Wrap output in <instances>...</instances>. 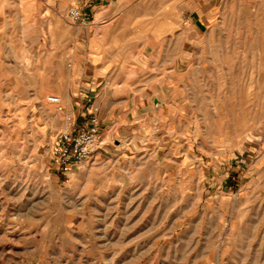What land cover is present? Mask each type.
Instances as JSON below:
<instances>
[{
	"label": "rangeland",
	"instance_id": "1",
	"mask_svg": "<svg viewBox=\"0 0 264 264\" xmlns=\"http://www.w3.org/2000/svg\"><path fill=\"white\" fill-rule=\"evenodd\" d=\"M0 264H264V0H0Z\"/></svg>",
	"mask_w": 264,
	"mask_h": 264
},
{
	"label": "built area",
	"instance_id": "2",
	"mask_svg": "<svg viewBox=\"0 0 264 264\" xmlns=\"http://www.w3.org/2000/svg\"><path fill=\"white\" fill-rule=\"evenodd\" d=\"M68 16L76 24L85 23L84 16L77 6L69 10ZM47 100L56 104L61 102V98L56 95H49ZM100 130V117L96 113H91L83 125L57 132L48 152L50 164L65 174L92 157L100 146Z\"/></svg>",
	"mask_w": 264,
	"mask_h": 264
},
{
	"label": "crops",
	"instance_id": "3",
	"mask_svg": "<svg viewBox=\"0 0 264 264\" xmlns=\"http://www.w3.org/2000/svg\"><path fill=\"white\" fill-rule=\"evenodd\" d=\"M106 65L109 66V65H110V62H109V61H108V62H103L102 65H101V67L106 66ZM93 67H94V69H95L94 72L98 71V68L96 69V67H97L96 64H93ZM93 67H92V68H93ZM102 69H104V68H102ZM108 72H109L110 75L108 76V79L105 80V83L110 84V83H111V80H113V83H115V82H116L115 79H114L115 72H112V73H111L109 70H108ZM107 74H108V73H107ZM108 93H109V95L111 96V103L117 105V104H118L117 101H118V99H119V95H118L117 91H114V90H111V91H110V90H109ZM71 108H72V110H74V111L76 110V109H74V106H73L72 104H71ZM87 117H88V116H87ZM101 127H102V121H101ZM101 136H102V135H101V133H100V138H101ZM105 145H106L105 142H101V141H100V146H99L98 149H102V147L105 146Z\"/></svg>",
	"mask_w": 264,
	"mask_h": 264
},
{
	"label": "bare ground",
	"instance_id": "4",
	"mask_svg": "<svg viewBox=\"0 0 264 264\" xmlns=\"http://www.w3.org/2000/svg\"><path fill=\"white\" fill-rule=\"evenodd\" d=\"M47 110V109H46Z\"/></svg>",
	"mask_w": 264,
	"mask_h": 264
}]
</instances>
